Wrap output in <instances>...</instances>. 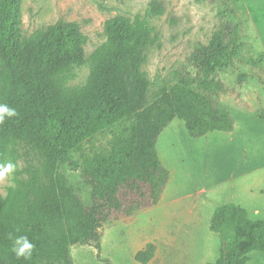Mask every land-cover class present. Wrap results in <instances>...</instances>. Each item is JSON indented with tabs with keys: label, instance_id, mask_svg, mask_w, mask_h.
<instances>
[{
	"label": "trees",
	"instance_id": "obj_1",
	"mask_svg": "<svg viewBox=\"0 0 264 264\" xmlns=\"http://www.w3.org/2000/svg\"><path fill=\"white\" fill-rule=\"evenodd\" d=\"M21 5L22 0H0V104L17 113L0 122V170L24 162L0 194V264H73L72 245L100 251L105 226L157 204L170 171L156 142L174 118L182 119L193 137L233 129V118L217 103L226 92L218 71L237 50L241 27L234 10L220 2L207 42L195 45L188 68L177 70L174 82L160 86L149 100V78L138 61L133 68L128 61L131 48L158 40L149 18L165 12L163 1L151 0L144 14L107 19L105 40L88 56L87 36L77 22L58 21L23 34ZM84 65L85 82L71 84ZM115 126L119 130L109 146L83 158L87 203L60 164ZM209 228L219 236L220 254L205 264H248L249 252H264V218L243 206L218 205ZM21 236L34 244L27 260L13 251ZM155 250L148 242L134 259L145 264Z\"/></svg>",
	"mask_w": 264,
	"mask_h": 264
},
{
	"label": "rangeland",
	"instance_id": "obj_2",
	"mask_svg": "<svg viewBox=\"0 0 264 264\" xmlns=\"http://www.w3.org/2000/svg\"><path fill=\"white\" fill-rule=\"evenodd\" d=\"M150 1L22 0L19 29L28 35L58 21L77 22L87 36L84 48L88 56L105 40L107 19L117 14H144ZM161 1L165 12L149 18L158 40L131 48L128 61L129 68L138 61L140 70L149 78V100L160 86L174 82L177 70L188 68L186 61L193 47L207 42L218 23L220 2L234 10L233 16L241 27L237 50L230 63L218 71L226 92L217 97V103L233 118V129L193 137L185 122L174 118L156 142L160 161L171 174L168 193L188 192L201 203L208 201L206 215L213 212L212 208L232 202L264 218V0ZM75 72L71 84L80 85L89 69L84 65ZM118 130L115 126L85 141L60 164V171L87 203L90 188L81 176L83 158L108 147ZM12 165L10 172L0 176V194H5L13 183L14 171L23 167V159ZM152 207L105 226L100 251L89 245H72L73 264H142L134 254L153 237L157 216ZM249 257L248 264H264L263 252L253 251Z\"/></svg>",
	"mask_w": 264,
	"mask_h": 264
},
{
	"label": "crops",
	"instance_id": "obj_3",
	"mask_svg": "<svg viewBox=\"0 0 264 264\" xmlns=\"http://www.w3.org/2000/svg\"><path fill=\"white\" fill-rule=\"evenodd\" d=\"M170 178L159 201L152 207L157 222L153 237L147 243H154L156 250L153 258L146 264L214 262L220 254V241L209 228L212 212L206 215L208 201L201 203L193 193H168Z\"/></svg>",
	"mask_w": 264,
	"mask_h": 264
},
{
	"label": "clouds",
	"instance_id": "obj_4",
	"mask_svg": "<svg viewBox=\"0 0 264 264\" xmlns=\"http://www.w3.org/2000/svg\"><path fill=\"white\" fill-rule=\"evenodd\" d=\"M16 110L14 108L9 107L6 104H0V122H3L5 118L16 116ZM13 169V165L11 163L4 166L3 172H0V176L4 175L7 172H10ZM34 249V244L31 243L27 237H19L14 242L13 251L16 256L24 257L26 260L30 259L32 256V252Z\"/></svg>",
	"mask_w": 264,
	"mask_h": 264
}]
</instances>
